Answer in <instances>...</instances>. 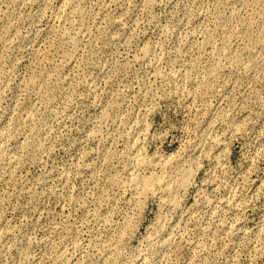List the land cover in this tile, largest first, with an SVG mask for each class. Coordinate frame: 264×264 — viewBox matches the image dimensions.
I'll return each mask as SVG.
<instances>
[{"label": "rangeland", "instance_id": "374dc122", "mask_svg": "<svg viewBox=\"0 0 264 264\" xmlns=\"http://www.w3.org/2000/svg\"><path fill=\"white\" fill-rule=\"evenodd\" d=\"M0 264H264V0H0Z\"/></svg>", "mask_w": 264, "mask_h": 264}, {"label": "bare ground", "instance_id": "6f19581e", "mask_svg": "<svg viewBox=\"0 0 264 264\" xmlns=\"http://www.w3.org/2000/svg\"><path fill=\"white\" fill-rule=\"evenodd\" d=\"M161 183V177L146 179L137 177L133 180V186L138 189V192H148L154 190V187Z\"/></svg>", "mask_w": 264, "mask_h": 264}]
</instances>
